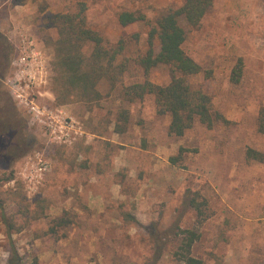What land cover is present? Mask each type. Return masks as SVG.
<instances>
[{
    "label": "rangeland",
    "instance_id": "374dc122",
    "mask_svg": "<svg viewBox=\"0 0 264 264\" xmlns=\"http://www.w3.org/2000/svg\"><path fill=\"white\" fill-rule=\"evenodd\" d=\"M80 1L105 50L123 41L117 64L130 58V71L115 86L102 79L95 102L60 105L57 33L46 21L75 12ZM183 1L0 0V117L8 111L0 134L9 112L20 130L7 148L0 142V264H180V229L201 234L193 255L204 264H264V160L247 156L264 154V0H214L198 26L180 20L184 49L202 67L189 81L222 117L213 128L196 123L173 136L154 96H124L125 86L144 81L135 59L149 49L150 26L123 27L120 14L153 22ZM171 78L165 66L148 75L161 85ZM189 190L207 201L203 224L186 205ZM66 212L71 224L57 227Z\"/></svg>",
    "mask_w": 264,
    "mask_h": 264
},
{
    "label": "trees",
    "instance_id": "16d2710c",
    "mask_svg": "<svg viewBox=\"0 0 264 264\" xmlns=\"http://www.w3.org/2000/svg\"><path fill=\"white\" fill-rule=\"evenodd\" d=\"M213 5L214 0H184L178 7L166 8L153 22L145 15L133 12H123L119 16L123 27L138 22H145L150 26L149 49L146 54L138 55L135 59L143 71L144 81L125 86L124 96L131 102L143 99L146 95L154 96L158 112L170 115L169 133L176 137H183L196 123L213 128L222 119L213 109L211 96L203 88L193 87L189 81L190 77L202 73V67L184 49L187 32L180 23V20H184L192 27L198 26ZM87 10V3L80 1L75 12L53 14L46 21L47 28L54 29L57 33L53 64L58 80L55 81L54 92L60 105L73 101L95 102L101 97L98 84L102 79L115 86L123 82L125 74L130 71V58H122L117 64L119 56L125 50L123 41L117 49L105 50L103 37L91 28L87 21ZM155 40L159 41L157 53ZM88 46L91 47L89 54L86 51ZM160 66L170 69L172 78L168 84H156L148 79L150 72ZM242 66V61H239L233 72L232 81L235 83L240 81ZM5 112L8 111H3L0 123L5 120ZM9 115V128L2 131L5 135L0 134V142L3 146L6 145V148L9 144H6L7 142H14L9 135L12 136L15 131L20 133L15 122L11 120L10 112ZM124 117L126 119L125 115ZM117 128L118 133L123 132L119 126ZM258 131L264 134V107L260 110ZM183 152L185 149H180V156ZM247 154L248 158L264 160V154L255 150L249 149ZM178 160L179 157L170 159L174 165ZM11 180L12 177L6 181ZM200 198V193L189 190L186 205L197 211L199 222L203 224L210 217V213L207 201H201ZM0 208L3 214L1 203ZM68 214L66 212L64 217L55 219L54 224L57 227L71 224L70 219L65 217ZM52 231L56 232L55 227ZM177 236L180 237V243L174 253L176 260L180 264H204L193 255V248L200 240L201 234L193 229H180Z\"/></svg>",
    "mask_w": 264,
    "mask_h": 264
}]
</instances>
